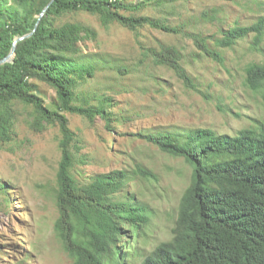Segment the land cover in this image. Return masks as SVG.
Instances as JSON below:
<instances>
[{
	"label": "rangeland",
	"instance_id": "374dc122",
	"mask_svg": "<svg viewBox=\"0 0 264 264\" xmlns=\"http://www.w3.org/2000/svg\"><path fill=\"white\" fill-rule=\"evenodd\" d=\"M123 1L139 8L111 9L106 22L83 11L51 16V28L74 26L77 36L56 39L51 50L94 69L92 77H75L73 105L103 104V118L60 111L54 87L37 80L31 84L43 106L67 120L74 157L70 174L78 186L99 175L125 173L124 185L109 200L146 211L136 230L120 223L117 249L119 255L134 250L146 255L172 237L192 168L145 137L172 134L183 141L191 131L209 129L234 138L264 125V86L253 91L245 82L250 67L264 66V37L257 42L250 33L230 48L215 43L228 29L264 18V0ZM141 18L166 29L136 26ZM195 38L220 60L202 51ZM164 48L179 52L190 85L155 63V54ZM0 120L8 126L0 141V264H73L55 229L60 216L58 122L46 121L18 100L1 108Z\"/></svg>",
	"mask_w": 264,
	"mask_h": 264
},
{
	"label": "trees",
	"instance_id": "16d2710c",
	"mask_svg": "<svg viewBox=\"0 0 264 264\" xmlns=\"http://www.w3.org/2000/svg\"><path fill=\"white\" fill-rule=\"evenodd\" d=\"M35 2L12 0L8 7L0 0V60L10 53L16 38L31 34L16 44L12 61L0 65V110L18 100L46 121L58 122L62 134L56 196L60 216L55 229L73 264H264V125L257 132L242 130L234 138L209 129L191 131L183 141L172 134L145 137L162 152L183 158L192 168L190 182L180 197L170 240L146 255L138 250L119 255L120 223L136 230L145 220L146 210L130 202L109 200L124 185V172L99 175L88 185L76 184L70 174L74 157L69 150L72 134L67 120L43 106L31 81L45 82L56 89L60 111L87 119L94 115L103 118V104L96 108L73 105L75 77H92L94 69L54 52L55 48L51 50L56 39H77L74 26L51 28V16L83 11L100 15L106 22L112 15L111 9L135 11L139 6L123 0H39L37 5ZM48 5L38 22L33 16H40ZM143 24L166 29L146 18L136 22V26ZM250 33L257 42L264 37V18L249 27L228 29L215 43L230 48ZM195 42L209 57L220 60L201 39L195 38ZM180 60L179 52L173 48L155 54L156 64L168 66L190 85L191 79ZM245 82L253 91L262 88L264 66L250 67ZM7 129V124L0 120V141L6 137Z\"/></svg>",
	"mask_w": 264,
	"mask_h": 264
},
{
	"label": "water",
	"instance_id": "95a60500",
	"mask_svg": "<svg viewBox=\"0 0 264 264\" xmlns=\"http://www.w3.org/2000/svg\"><path fill=\"white\" fill-rule=\"evenodd\" d=\"M52 1H53V0H52ZM50 4H51V3H50ZM50 4H49V5H50ZM49 5H48V6L43 10V12L40 14L39 19H38V22H39V20L41 19V17L45 14V12L47 11ZM38 22H37V24H36V27H37V25H38ZM30 35H31V34L26 35V36H24V37H18V38H16V39L14 40V42H13V46H12V48H11L10 53H9L5 58H3L2 60H0V65L4 64V63H6V62H11L12 59H13V57H14L16 44H17L19 41L23 40L25 37H29Z\"/></svg>",
	"mask_w": 264,
	"mask_h": 264
}]
</instances>
